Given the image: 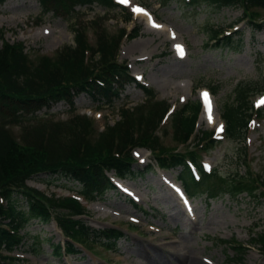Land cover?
Segmentation results:
<instances>
[{"label":"rangeland","instance_id":"1","mask_svg":"<svg viewBox=\"0 0 264 264\" xmlns=\"http://www.w3.org/2000/svg\"><path fill=\"white\" fill-rule=\"evenodd\" d=\"M123 4L133 12V20L127 23L123 21L121 9L106 12L99 5H78L73 13L44 14L38 0H7L0 4V45L2 38L11 44L22 43L29 57L37 62L41 56L54 57L65 46H75L74 25L85 29L92 48L96 46L97 29H105L110 39L123 28L128 32L134 29L137 32L134 37L120 39L119 60L128 61L132 75L154 90L157 101L165 102L168 109L177 108V112L162 124L164 127L159 124L155 134L159 142L172 153L177 150L202 154L204 164L209 169H217L223 176L243 175L251 167L250 170L264 180V114L253 117L246 145L243 141L225 139L223 134L220 142L212 146L207 139L206 148H199L204 133L213 132L215 138L221 137V134H214L216 130L219 133L223 125L220 113L225 104L234 103L239 84H250L247 106L264 110V104L258 102L264 95V10H257L260 16L256 20L263 28L253 31L252 24L245 25V30L235 37L236 40L243 38L241 48L234 49L215 46L211 36L216 30L219 31L217 38L226 30L234 31L235 28L230 27L249 15L243 8L179 9L178 0H127ZM137 7L152 14L151 24L135 11ZM177 44L186 48L182 58L175 49ZM206 89L213 93L215 125L209 126L200 117L197 135L183 145L176 139L174 117L184 104L201 100V92ZM145 100L141 89L127 85L122 99L114 106L96 108L97 104L89 97L80 95L75 98L77 111L71 112L69 105L59 103L49 112H39L38 117L52 124L65 122L79 112L89 117L96 132L101 133L107 125L112 126L120 120L122 106L133 108L144 104ZM22 131L16 128L13 132L19 137ZM151 150L136 148L134 157L142 167L152 161L155 163V152ZM206 150L209 152L205 153ZM179 171L180 168L164 171L156 167V171L128 180H119L111 173L119 191H108L101 202L89 205L83 202L90 227L100 230L116 226L123 230V238L119 239L116 249L107 250L92 243L89 252L75 244L79 253L56 257L51 245L65 242L57 223L43 225L31 221L22 231L26 233L25 244L13 254L18 258L14 264H156L155 259L163 258L171 264H187L184 254L206 259V264H264V246L255 241L259 234H264V199L247 195L239 200L229 196L210 200L204 194L195 197V210L190 214L197 223L194 226L191 220L184 222L175 218L177 201L173 205L165 194L177 181ZM42 179L52 180L41 175L30 179L28 185L56 198L76 196L73 191L78 189L77 184L65 180L52 184ZM158 231L161 232L159 238L156 237ZM36 237L42 242L37 252L33 246ZM237 244L245 250L242 257H237L233 248Z\"/></svg>","mask_w":264,"mask_h":264},{"label":"trees","instance_id":"2","mask_svg":"<svg viewBox=\"0 0 264 264\" xmlns=\"http://www.w3.org/2000/svg\"><path fill=\"white\" fill-rule=\"evenodd\" d=\"M7 0H0L3 4ZM44 14L73 13L75 6L99 5L106 12L117 10L113 0H38ZM179 9L207 6L214 11L224 8H260L264 0H178ZM123 21L129 22L132 15L122 9ZM258 15V13L256 14ZM101 19V18H100ZM99 19V20H100ZM260 28L259 25H254ZM99 34L95 48L89 46L86 31L74 25L75 46H65L54 57L41 56L37 62L29 57L22 43L10 44L3 40L0 45V264H14L15 259L2 253L13 252L24 244L21 230L31 221L47 225L55 218L67 240V250L78 253L73 243L101 241L106 246H116L120 233L107 229L91 228L84 216L85 208L77 199L48 197L31 188L27 181L45 175L43 182L55 184L65 180L77 184L74 190L91 201L103 200L108 191L115 187L106 172H115L121 177L148 173L152 167L135 168L132 150L148 147L157 152L155 159L163 168H180L179 178L187 190L195 196L206 194L208 199L229 196L233 200L244 194L264 197L260 192L261 181L249 170L223 176L218 170L207 175L195 159L202 172L197 181L182 154L171 153L159 142L156 132L162 117L167 112L165 102L156 100V93L138 83L126 62L119 61L120 39L127 33L120 30L113 39L106 30L97 29ZM137 32L133 31L130 37ZM218 33L215 31L213 33ZM213 36V37H214ZM241 41L233 37L218 40L216 46L241 48ZM90 56V58H89ZM90 61H89V60ZM127 85H135L146 95L144 104L119 109L120 120L107 125L101 133L96 132L93 121L74 114L65 122L49 124L39 118V112L51 110L59 103L75 109V98L84 95L91 102L111 107L122 99ZM250 84H239L235 89L233 104H225L223 117L227 123L230 139L244 141L247 129V97ZM200 104L189 102L174 117L173 128L178 142H187L195 132ZM22 128V136L14 134ZM264 184V182H262ZM259 242L264 244V234ZM256 240V239H255ZM72 242V243H71ZM42 243L35 238L34 251ZM57 257L63 254L61 244H52ZM239 257L241 247L234 248Z\"/></svg>","mask_w":264,"mask_h":264},{"label":"bare ground","instance_id":"3","mask_svg":"<svg viewBox=\"0 0 264 264\" xmlns=\"http://www.w3.org/2000/svg\"><path fill=\"white\" fill-rule=\"evenodd\" d=\"M140 15L145 16L148 21H151V19H152L151 16H150V14H148V13H146L144 11L143 12H140ZM212 112L213 111L211 110V116H212ZM201 120L202 121H206L209 126H213L215 124V120H214L213 116H212L211 122L209 120V110H206L205 111V113L201 117ZM160 183L162 185V182L161 181H160ZM175 188H176V191L178 192V194L180 196H182V192H181L180 188H178V186H175ZM165 194H166L167 199L169 201L171 200L172 203H173V205H174L176 199H175L173 190L172 189H170V190L168 189V191L166 190ZM177 203L175 204V207H176V210H177V214H175V218L176 219L178 218V219H180V220H182L184 222H189L190 219H188L186 217V214L183 212V208H181V206L179 204H177ZM185 203H187V202H185ZM191 221H192L191 225H194V226L197 225V223L195 221H193V220H191ZM192 229H195V228H192ZM156 237L157 238L161 237V232L160 231L157 232ZM185 258H186L185 262L187 264H203V263L206 264V262L204 260H202L201 258H196V257L193 258L192 256H188V255H186ZM163 259H160V260L155 259L154 262L156 264H171L170 263L171 262L170 260H163ZM130 261H132V260L130 259Z\"/></svg>","mask_w":264,"mask_h":264},{"label":"snow or ice","instance_id":"4","mask_svg":"<svg viewBox=\"0 0 264 264\" xmlns=\"http://www.w3.org/2000/svg\"><path fill=\"white\" fill-rule=\"evenodd\" d=\"M121 2H122V3H126L127 0H121ZM136 11H137V12H143V9H139V8H138V9H136ZM153 26H155V27H160L159 25H156V24H153ZM177 51H178V53H179L181 56L184 55V50H183V47H182V46L178 45V46H177ZM204 97H205V100L208 101V95H207V93H204ZM261 103H264V101H261ZM211 119H212V116H211V104L209 103V120H210V122H211ZM219 131H223V126H222V125L220 126Z\"/></svg>","mask_w":264,"mask_h":264}]
</instances>
